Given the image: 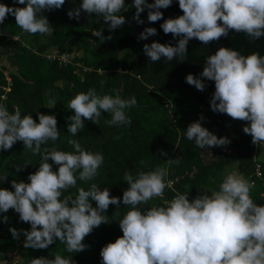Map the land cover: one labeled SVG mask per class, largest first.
<instances>
[{
	"label": "clouds",
	"instance_id": "obj_1",
	"mask_svg": "<svg viewBox=\"0 0 264 264\" xmlns=\"http://www.w3.org/2000/svg\"><path fill=\"white\" fill-rule=\"evenodd\" d=\"M15 3L25 6L9 7L0 3V24L11 14L23 31L51 35V24L38 13L59 9L65 0H15ZM172 3L173 0H154V3L133 0V19L142 24L141 13L147 8L148 21H159L163 19L160 9H167ZM178 4L183 14L165 19L160 27L165 34L180 39L176 46L155 41L144 44L143 52L152 62L162 57L166 61L176 57L183 60L188 42L193 38L207 45L227 36L230 30L243 32L254 40L264 36V0H178ZM81 10L102 16L110 31L126 23L120 14L127 12L125 0H82L78 8L68 12L69 18L79 20ZM156 34L155 28L147 27L138 40ZM92 35L101 42L111 39V36L104 37L101 30L92 31ZM200 76L215 83L211 109L233 120L250 122L243 132L252 137L253 144L264 143V56L256 52L245 56L237 50L220 47L207 57ZM185 79L197 90H204L202 79L192 74ZM113 91L114 96L97 95L94 88L76 94L68 103L74 115L68 117L67 131L76 136L84 128L85 120L98 124L102 111L112 114V119L107 121L109 126L129 125L131 120L124 110L134 107L137 100L135 96L123 99L118 89ZM56 102L49 100L48 108L55 107ZM37 116L38 123L32 115L21 117L19 110L10 113L6 105L0 104V150H10L21 141L35 155L41 154L43 144L56 141L60 133L55 115L37 113ZM186 136L199 148L230 143L228 138H218L203 127L199 120L189 124ZM68 143L73 152L54 147L43 152L38 169L28 176V183L12 180L14 191L0 188V213L12 209L19 214L20 221L31 226L30 230L19 232L10 228L14 239L23 233L25 248L45 249L59 240L68 252H82L87 247L83 243L85 237L94 228L109 223L103 213L110 205L119 208L121 199L95 183L87 190L79 187L75 198L63 195L77 187V179L93 180L104 163L100 152L85 150L75 139ZM161 155L167 153L161 152ZM181 159L166 162L179 164ZM53 164L57 166L55 171ZM140 164L145 162L141 160ZM167 175L168 169L160 166L139 171L135 176L125 172L128 187L122 202L131 206V210L119 222L123 235L102 247V264H264V205L253 201L252 182L242 175L229 173L219 190L210 195L201 194L189 201L187 194L178 193L165 201L166 206H153L142 212L138 205L163 196L168 186ZM6 179L5 176L0 181ZM31 264H74V261L56 254L54 259L32 258Z\"/></svg>",
	"mask_w": 264,
	"mask_h": 264
},
{
	"label": "trees",
	"instance_id": "obj_2",
	"mask_svg": "<svg viewBox=\"0 0 264 264\" xmlns=\"http://www.w3.org/2000/svg\"><path fill=\"white\" fill-rule=\"evenodd\" d=\"M0 3L9 7L25 6L15 3V0H0ZM81 3L82 0H65L59 9L38 13L51 24V35H33L23 31L11 14L0 24V61L4 54L8 60L7 64L0 65V96L6 83L3 70L9 68L12 85L4 100L7 109L13 112L12 105L15 104L21 117L32 115L37 123V113L55 115L59 138L43 144L41 154L53 147L73 152L68 141L75 139L85 150L103 155L104 163L98 169L97 176L87 182L77 179V187L68 189L63 195L75 198L79 187L87 190L95 183L101 189L108 188L110 195L119 197L121 203L119 208L109 206L103 213L108 216L109 223L94 228L83 241L87 247L78 253L68 252L66 245L59 240L45 249L25 248L23 233L20 232L19 238L14 239L10 228L18 232L30 230V224L20 221L19 214L12 209L0 213V259L7 258L10 249L19 248L22 264H31L32 258L54 259L56 254L72 259L74 264H102V247L123 235L119 222L131 210V206L122 202L123 192L128 187L124 181L125 172L135 176L139 171H151L158 166L168 169L165 181L172 180V187L167 186L162 197H154L146 204L138 205L142 212L153 206H166L165 201L178 193L187 194L189 201L201 194L210 195L219 190L226 171H235L253 181L251 197L255 203L264 205V158L258 149V155L253 156L256 145L252 143V137L243 132L250 122L233 120L227 114L214 112L210 101L215 92V83L200 76L207 57L215 54L220 47L237 50L245 56L253 52L264 56V36L254 40L243 32L230 30L227 36L207 45L193 38L188 42L183 60L176 57L166 61L162 57L160 61L152 62L143 52L144 44L150 45L155 41L176 46L180 39L170 33L165 34L160 27L165 19L183 14L178 0H174L167 9H160L163 19L156 22L148 21L146 8L141 13L142 24L133 19V0H125L127 12L120 14L125 17L126 23L111 31L103 17L94 13L87 14L81 10L79 20L70 19L68 12L78 8ZM147 3H154V0H147ZM147 27L155 28L157 34L146 40L132 36L138 29L143 32ZM94 30H101L104 37L111 36V39L101 42L99 37L92 35ZM15 35L17 39L12 38ZM55 47L69 53L70 61L60 64L46 59L44 53ZM119 66L122 71H117ZM97 69H101V73ZM125 69H131L132 73H126ZM188 74L204 81L203 91L186 82ZM90 88H94L100 96H114V89L119 90L123 99L135 96L137 104L124 110L131 123L109 126L107 121L112 119V114L102 111L98 124L85 120L84 128L76 136L69 133L68 117L74 115V111L68 108V103L76 94L87 92ZM49 100L57 101L55 107L48 108ZM171 115L175 122L171 120ZM198 120L217 137L228 138L230 143L214 149L199 148L194 140H188L186 136L189 124ZM227 131L230 136H227ZM209 150L215 157L206 160L205 151L211 153ZM161 152L167 155H161ZM41 154L34 155L24 148L21 141L16 142L10 150H0V180L7 177L0 181V188L14 191L12 180L28 183L29 174L34 173L41 163ZM177 157L182 158L179 164L166 162ZM141 160L145 162L144 165L140 164ZM256 161L261 163L260 177L254 173ZM49 163L52 161L49 160ZM53 170H57L54 164ZM91 203L93 207L96 206L95 201Z\"/></svg>",
	"mask_w": 264,
	"mask_h": 264
},
{
	"label": "built area",
	"instance_id": "obj_3",
	"mask_svg": "<svg viewBox=\"0 0 264 264\" xmlns=\"http://www.w3.org/2000/svg\"><path fill=\"white\" fill-rule=\"evenodd\" d=\"M13 39H17L18 36H12ZM46 59L51 60V61H57L60 64H65L67 62L70 61V54L67 53L66 51H59L58 49L55 50H49L48 52L44 53ZM2 63H0L1 65ZM80 65V64H78ZM10 69L6 68L5 70H3V74H4V79H5V86L4 88V92L1 94L0 96V104H4V100L7 98V92L10 91L11 89V85H12V81H11V76H10ZM97 71L99 73H101V69H97ZM117 71H122V68L119 66L117 68ZM126 73H132L131 69H125L124 70ZM137 78H140L139 75H137ZM16 110H18L17 105H12V111L8 110L10 113H14ZM171 120L173 122H175V118L173 115H171ZM227 136H230L229 132L227 131ZM219 138V137H218ZM215 147H209V149H214ZM257 149L261 150L264 149V143H259L256 145L255 151L253 152V156L256 157L257 154ZM256 159V158H255ZM254 173L256 177H260L261 176V163L259 161H256L255 163V167H254ZM253 183V181H251ZM167 185L168 187H172L173 185V181L168 179L167 180ZM175 197V196H174ZM172 197V199L174 198ZM171 199V200H172ZM166 201H170V200H166Z\"/></svg>",
	"mask_w": 264,
	"mask_h": 264
},
{
	"label": "rangeland",
	"instance_id": "obj_4",
	"mask_svg": "<svg viewBox=\"0 0 264 264\" xmlns=\"http://www.w3.org/2000/svg\"><path fill=\"white\" fill-rule=\"evenodd\" d=\"M55 49H57V48L55 47L52 50H55ZM78 54L80 55L81 52H78ZM0 63H2L4 65L8 63V60H7L6 56H5V54L1 57ZM209 152H211V153H208L207 151H205V153L207 154V156L205 157L206 160H210V159L215 157V154L212 151L209 150ZM262 152H263L262 158H264V149H262L261 153ZM229 173H233L234 174L236 172L235 171H231V172L230 171L229 172L226 171L225 177ZM8 254H9V256L7 258L0 259V264H22V260L23 259H22L21 251L19 250V248L18 249H13V248L10 249L8 251Z\"/></svg>",
	"mask_w": 264,
	"mask_h": 264
},
{
	"label": "water",
	"instance_id": "obj_5",
	"mask_svg": "<svg viewBox=\"0 0 264 264\" xmlns=\"http://www.w3.org/2000/svg\"><path fill=\"white\" fill-rule=\"evenodd\" d=\"M142 32V29H138L137 31H135L134 33H132V36L138 38L140 36V33ZM149 43H151V41L149 40Z\"/></svg>",
	"mask_w": 264,
	"mask_h": 264
},
{
	"label": "crops",
	"instance_id": "obj_6",
	"mask_svg": "<svg viewBox=\"0 0 264 264\" xmlns=\"http://www.w3.org/2000/svg\"><path fill=\"white\" fill-rule=\"evenodd\" d=\"M262 155H263V152H262ZM234 174H236V173H234ZM236 175H238V174H236Z\"/></svg>",
	"mask_w": 264,
	"mask_h": 264
}]
</instances>
